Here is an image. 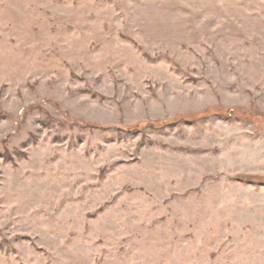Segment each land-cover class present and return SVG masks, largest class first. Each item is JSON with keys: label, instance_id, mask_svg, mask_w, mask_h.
<instances>
[{"label": "rangeland", "instance_id": "1", "mask_svg": "<svg viewBox=\"0 0 264 264\" xmlns=\"http://www.w3.org/2000/svg\"><path fill=\"white\" fill-rule=\"evenodd\" d=\"M0 264H264V0H0Z\"/></svg>", "mask_w": 264, "mask_h": 264}]
</instances>
